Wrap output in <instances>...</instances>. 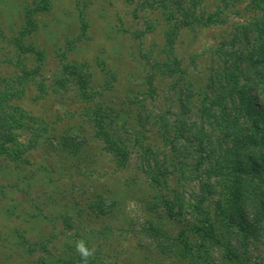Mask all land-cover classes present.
<instances>
[{
    "label": "rangeland",
    "instance_id": "rangeland-1",
    "mask_svg": "<svg viewBox=\"0 0 264 264\" xmlns=\"http://www.w3.org/2000/svg\"><path fill=\"white\" fill-rule=\"evenodd\" d=\"M159 2L0 0V91L17 95L10 103L37 121L39 135L20 158L0 156V264H83L78 240L96 248L99 264H264V237L250 261L231 259L189 215L167 217L147 174L160 171L169 198H206L221 234L210 203L221 180L206 168L224 136L203 110L222 72L264 81L253 27L261 13L248 0H196L197 22L184 26ZM38 4L47 8L32 14L23 38L36 54L21 55L11 40ZM64 65L88 81L89 99ZM98 109L112 119L124 163L95 134ZM17 133L27 145L29 134Z\"/></svg>",
    "mask_w": 264,
    "mask_h": 264
},
{
    "label": "trees",
    "instance_id": "trees-1",
    "mask_svg": "<svg viewBox=\"0 0 264 264\" xmlns=\"http://www.w3.org/2000/svg\"><path fill=\"white\" fill-rule=\"evenodd\" d=\"M195 2L161 0L158 4L166 10L169 20L178 15L175 19L178 24L187 26L197 22ZM248 6L261 13L253 27L259 42L257 53L260 59L256 62L264 76V0H248ZM46 8L47 5L38 4L25 13L19 37L11 40L19 54H36L31 45L23 43V38L35 28L32 14ZM171 38L172 33L169 34V44ZM64 70L68 71L72 82L77 85L78 95L89 99L91 96L86 92L88 81L74 76L70 65H64ZM23 75L25 78L28 73L23 72ZM16 97L10 90L0 91V156L10 160L20 158L25 148L34 146L35 139L39 138L37 129H34L37 121L10 103ZM210 98L203 112L221 128L224 136L222 151L213 158V164L206 168L209 178L213 176L221 180V195L210 200L220 222L221 234L211 216L209 205L205 204L206 198L199 197L194 203H186L175 193L169 198L163 193L166 179H161L160 171L154 172L153 167H148L147 174L167 217L189 215L196 223L195 230L206 242L221 248L226 257L250 261V248L258 245L264 237V81L245 84L241 73L233 68L221 73L217 91ZM92 118L95 134L103 140L106 151L119 163H124L127 151L112 134V119L109 124L105 123L106 116L99 109L93 112ZM17 131L29 134L27 145L19 143ZM143 153L148 155L150 150L144 149ZM76 261L82 262L80 256ZM66 264H75V261ZM88 264L99 263L90 259Z\"/></svg>",
    "mask_w": 264,
    "mask_h": 264
},
{
    "label": "clouds",
    "instance_id": "clouds-1",
    "mask_svg": "<svg viewBox=\"0 0 264 264\" xmlns=\"http://www.w3.org/2000/svg\"><path fill=\"white\" fill-rule=\"evenodd\" d=\"M76 252L79 254L83 264H88V261L95 256L96 248H89L83 240H78L75 245Z\"/></svg>",
    "mask_w": 264,
    "mask_h": 264
}]
</instances>
